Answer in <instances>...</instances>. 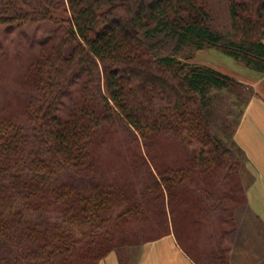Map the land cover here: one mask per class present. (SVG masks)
Segmentation results:
<instances>
[{
    "label": "trees",
    "instance_id": "16d2710c",
    "mask_svg": "<svg viewBox=\"0 0 264 264\" xmlns=\"http://www.w3.org/2000/svg\"><path fill=\"white\" fill-rule=\"evenodd\" d=\"M228 1L239 41L214 31L208 0H0V26L40 16L62 27L21 76L33 93L23 116L0 113V264H98L140 233L156 239L172 225L178 237L203 206L187 179L237 177L240 157L211 127L212 91L242 83L176 54L217 47L264 72V0ZM167 39L175 53L155 54ZM115 123L148 150L166 144L172 164L143 152L133 178L103 170Z\"/></svg>",
    "mask_w": 264,
    "mask_h": 264
},
{
    "label": "rangeland",
    "instance_id": "374dc122",
    "mask_svg": "<svg viewBox=\"0 0 264 264\" xmlns=\"http://www.w3.org/2000/svg\"><path fill=\"white\" fill-rule=\"evenodd\" d=\"M28 1L31 7L41 4V0ZM208 3L213 14L212 28L224 36L222 41H239L233 28L229 1L208 0ZM56 14L64 15L63 9L59 8ZM37 18L36 23L28 21L24 24L0 26V113L23 116L25 102L33 93L21 83V76L43 45L56 42L62 31V27L55 25L53 21L44 20L40 16ZM174 50L175 41L167 39L155 47L154 53L166 55L175 53ZM176 54L183 59L191 55L193 58L190 62L210 64L223 71L245 74L250 70L244 63L217 47L197 50L191 45ZM212 93L216 101L211 115V127L226 146L231 147L234 156L240 157L242 165L237 177L230 175L226 178L220 175L213 182L208 179L188 178L185 184L187 190L195 198L201 197L203 200L202 207L196 206L195 222L191 229L185 233L179 223L177 237L170 225L171 231L156 239L154 238L158 231L153 229L140 233L139 240L132 239L133 242H127L122 250H113L118 253L120 261L123 255L128 264H136L145 243L172 234L181 247L188 250L196 264H264V219L253 213L248 206L246 189L253 175L247 168L246 156L238 150L234 137L245 100L252 94V90L242 84L234 91L221 89L213 90ZM107 137L110 142L103 144V170H110L115 174L127 171L133 178L137 174L135 167H140V162L135 158H140L143 152L147 159L154 156L161 164H172V152L167 148L166 141L162 139L165 145L157 144L148 150L143 139L125 123H115ZM138 141L141 147L137 145ZM146 169V166L141 165L139 177L136 179L138 188L148 183Z\"/></svg>",
    "mask_w": 264,
    "mask_h": 264
},
{
    "label": "crops",
    "instance_id": "0c3cea01",
    "mask_svg": "<svg viewBox=\"0 0 264 264\" xmlns=\"http://www.w3.org/2000/svg\"><path fill=\"white\" fill-rule=\"evenodd\" d=\"M236 78L252 94L245 100L236 125L234 137L245 156L246 166L253 179L246 189L247 202L253 213L264 219V72L250 68L245 74L223 71ZM248 67V66H247ZM248 68V69H249ZM252 69V70H251ZM98 264H121L116 251L110 252ZM136 264H196L194 259L181 247L174 235L149 241L143 245Z\"/></svg>",
    "mask_w": 264,
    "mask_h": 264
}]
</instances>
